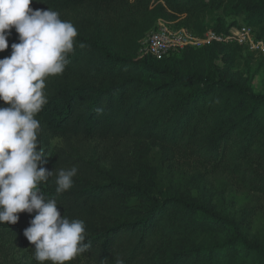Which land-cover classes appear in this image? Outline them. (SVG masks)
I'll return each instance as SVG.
<instances>
[{"label":"trees","instance_id":"obj_1","mask_svg":"<svg viewBox=\"0 0 264 264\" xmlns=\"http://www.w3.org/2000/svg\"><path fill=\"white\" fill-rule=\"evenodd\" d=\"M32 3L58 12L78 32L64 72L46 78L47 103L36 119L41 124L38 147L46 156L42 166L53 171L38 185L39 192L56 199L62 216L84 221V242L91 247L82 255L94 264H115L117 258L124 264H264V246L244 233L249 212L236 224L196 201L124 187L109 173L52 146L55 138L159 141L212 174L264 196V95L227 76L184 72L176 57L137 56L158 22L203 35L206 13L225 5L240 8L244 25L264 40V0ZM236 24L213 30L228 32ZM8 42L0 59L19 42L15 28ZM213 47L249 53L238 45L217 44L182 54L196 57ZM72 167L78 169L72 187L57 193L59 170ZM34 215L19 213L16 224H0V237L34 248L24 236Z\"/></svg>","mask_w":264,"mask_h":264},{"label":"clouds","instance_id":"obj_2","mask_svg":"<svg viewBox=\"0 0 264 264\" xmlns=\"http://www.w3.org/2000/svg\"><path fill=\"white\" fill-rule=\"evenodd\" d=\"M33 0H0V52L9 48L15 28L19 42L11 55L0 59V224H16L19 213H35L24 236L34 245L39 264H70L91 247L85 243V224L69 220L58 210L56 199H46L38 185L53 171L38 147L41 124L36 116L47 103L46 78L62 74L74 50L77 29L51 10H34ZM83 47V44H81ZM78 169H60L56 192L73 185ZM115 264H124L117 258Z\"/></svg>","mask_w":264,"mask_h":264},{"label":"rangeland","instance_id":"obj_3","mask_svg":"<svg viewBox=\"0 0 264 264\" xmlns=\"http://www.w3.org/2000/svg\"><path fill=\"white\" fill-rule=\"evenodd\" d=\"M34 10H48L32 3ZM240 8L225 5L209 10L207 29L227 27L233 22L244 25ZM138 58H144L137 52ZM184 72H200L214 77L227 76L247 83L257 95H264V57L231 48L213 47L198 56H176ZM6 106L0 101V107ZM55 151L65 150L74 161L91 163L109 173L124 187L148 191L161 198H179L204 204L210 211L236 224L250 213L251 221L244 233L264 246V196L246 191L228 177L212 174L198 161L170 151L159 141L55 138ZM35 249L9 237H0V264H39L33 259ZM45 264H51L50 261ZM70 264H94L80 254Z\"/></svg>","mask_w":264,"mask_h":264},{"label":"built area","instance_id":"obj_4","mask_svg":"<svg viewBox=\"0 0 264 264\" xmlns=\"http://www.w3.org/2000/svg\"><path fill=\"white\" fill-rule=\"evenodd\" d=\"M217 44L238 45L249 53L264 57V40L257 38L254 28L241 24L229 28L228 32L207 29L203 35H198L185 27L158 22L141 41L138 53L142 57L165 60L188 49L200 50Z\"/></svg>","mask_w":264,"mask_h":264}]
</instances>
